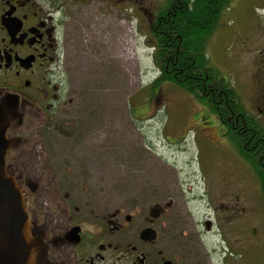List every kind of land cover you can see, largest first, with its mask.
<instances>
[{
    "label": "rangeland",
    "instance_id": "rangeland-1",
    "mask_svg": "<svg viewBox=\"0 0 264 264\" xmlns=\"http://www.w3.org/2000/svg\"><path fill=\"white\" fill-rule=\"evenodd\" d=\"M162 1L66 4L65 46L56 73L63 94L39 139L50 153L42 165L55 179L69 176L79 205L126 206L180 191L184 198L196 194L204 204V188L220 187L216 163L226 167L225 157L235 154L230 138L208 139L204 115L194 113L184 91L166 84L150 92L159 70L152 60L147 15ZM232 2L208 38L207 56L234 83L242 105L250 107L254 68L264 58V0ZM254 182L248 190L247 239L230 255L233 264H264V198ZM194 206L191 217L197 223L206 209ZM215 238L206 235L205 240L211 245Z\"/></svg>",
    "mask_w": 264,
    "mask_h": 264
},
{
    "label": "flooded vegetation",
    "instance_id": "flooded-vegetation-1",
    "mask_svg": "<svg viewBox=\"0 0 264 264\" xmlns=\"http://www.w3.org/2000/svg\"><path fill=\"white\" fill-rule=\"evenodd\" d=\"M73 1L86 0H0V107L13 111L7 114L6 135L14 141L4 163L19 184L28 221L42 233V264H233L230 255L246 242L252 219L250 181L260 185L264 198L259 174V168L264 174V58L254 68L250 107L236 104L227 115V95L212 85L203 99L186 93L194 113L204 115L208 139L218 143L226 137L235 145L234 156L225 157L226 167L215 162L220 187L204 188V204L196 194L184 198L180 191L126 206L79 205L69 176L55 179L42 165L50 153L39 139L63 94L56 73L65 46L63 14ZM195 124L194 119L196 130ZM245 128L259 134L251 146ZM193 202L206 209L197 223L191 217ZM206 235L216 236V242L209 245Z\"/></svg>",
    "mask_w": 264,
    "mask_h": 264
},
{
    "label": "trees",
    "instance_id": "trees-1",
    "mask_svg": "<svg viewBox=\"0 0 264 264\" xmlns=\"http://www.w3.org/2000/svg\"><path fill=\"white\" fill-rule=\"evenodd\" d=\"M232 1L234 0H163L153 13L149 12L148 38H152V60L159 70L151 83L150 92L168 84L203 99L202 97L210 95L212 85L225 91L229 105L225 110L227 115H231L230 107L242 105L238 89L233 87V83H229L207 56L208 38ZM244 131L245 139L251 138L248 146L253 145L255 140L252 137L259 134L246 128ZM260 146L264 150V144ZM259 174L264 187L261 168Z\"/></svg>",
    "mask_w": 264,
    "mask_h": 264
},
{
    "label": "water",
    "instance_id": "water-1",
    "mask_svg": "<svg viewBox=\"0 0 264 264\" xmlns=\"http://www.w3.org/2000/svg\"><path fill=\"white\" fill-rule=\"evenodd\" d=\"M11 112L0 107V264H42L46 252L42 233L28 221L19 184L4 163L13 143L6 135Z\"/></svg>",
    "mask_w": 264,
    "mask_h": 264
}]
</instances>
